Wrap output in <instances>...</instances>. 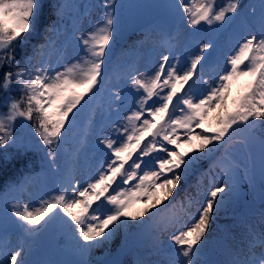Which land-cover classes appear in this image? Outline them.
<instances>
[{
  "label": "snow or ice",
  "instance_id": "1",
  "mask_svg": "<svg viewBox=\"0 0 264 264\" xmlns=\"http://www.w3.org/2000/svg\"><path fill=\"white\" fill-rule=\"evenodd\" d=\"M45 7L41 0H0V93L6 109L0 111V149L15 146L19 153L26 152L28 145H18L13 130L19 119H35L36 147H42L49 166L55 167L57 150L83 107L81 101L87 104L105 84V58L118 37L116 13L121 6L117 0H102L96 6L101 19L88 32L74 37L83 51L75 62L63 70L43 63L33 70L31 57L21 66L16 49L35 28L47 23ZM174 7L190 29L222 28L242 21L247 34L225 55L223 66L213 65L211 73L204 69L216 46L212 40H204L183 66L175 56L163 55L151 73L132 75L135 102L131 114L98 139L101 150L108 153L105 165L84 186L70 182L68 188L41 200L37 207L13 204L10 213L26 232H39L41 222L47 224L63 213L84 255L109 241L129 220L138 221L145 213L152 219L169 207H178L182 215L174 214L167 222L175 229L170 236L175 255L168 264H201L210 222L235 185L212 186L203 203L196 199L198 193L186 195L187 205L177 202L174 193L200 160L222 147L227 155L238 132L248 134L242 140L245 144L249 137L259 140L264 159V0L258 19L256 8L245 9L241 0H176ZM63 8L55 5L57 16ZM47 30H56L55 23L48 24ZM241 77L248 80L233 95L231 88ZM13 91L21 95L12 97ZM110 95L113 102L122 100L119 91ZM146 134L151 139L146 141ZM185 144L195 154L183 151ZM141 201L145 207L133 211L134 203ZM21 257L22 248L10 253L0 250V264H22ZM79 264L90 262L82 259ZM230 264H264V228L250 233L247 250Z\"/></svg>",
  "mask_w": 264,
  "mask_h": 264
},
{
  "label": "rangeland",
  "instance_id": "2",
  "mask_svg": "<svg viewBox=\"0 0 264 264\" xmlns=\"http://www.w3.org/2000/svg\"><path fill=\"white\" fill-rule=\"evenodd\" d=\"M167 8L162 14V17L152 25L146 27L133 38L128 40H122L117 37L114 44L111 45V52L107 56V66L111 72L110 79L105 82L104 86L100 89V92L91 100H88L87 107L83 110V114L79 112L75 124L87 119L84 132L79 137L82 140V146L80 151L74 156L72 170L66 174L71 183L79 182L81 186H84L91 178H94L96 174L101 170V166L105 165L108 159V153L106 150H101L98 145V139L103 138V135L108 132L116 123H123L126 115H130V109L135 102L133 90L130 86V78L132 75H136L139 72L151 73L155 68L159 66L163 54L167 50L168 44L164 41L163 34L165 27L171 25L175 29V39L179 42V52L176 58L179 59L180 65L183 66L185 61L191 58V53L196 51L198 44L201 41L208 40L210 37H216L219 33L220 26H213L211 28L203 26L199 28V32L195 33L197 29H190L186 26L185 21L181 13L174 7L176 0H166ZM241 3L245 9L250 11L249 6H254L257 11V17L259 15L261 0H243ZM223 3L224 0H219ZM41 3L46 7L43 10V19L47 23L42 26H38L33 32H40L44 43L50 44V54L42 58V63L45 67L51 65L54 69L63 70L68 64L75 62V60L83 55L82 45L74 38L79 36L81 32H88L92 29L96 23L101 19V12L97 5L102 3V0H72L69 9L61 16H57L53 11V7L48 4L47 0H41ZM85 5H90L88 13L83 11ZM55 23L56 35L52 31L47 30V25ZM45 33H52L55 38L52 40ZM247 34L246 25L242 21H237L233 24L232 30H228L221 35L220 44L217 46L215 52L211 53L212 60L206 65L204 71L211 73L213 65L217 67L223 66L225 55H230L239 42H242V36ZM192 43L193 48L187 49L185 44ZM36 59L32 65H37ZM40 65V64H39ZM208 76L205 75V79ZM247 79V77H246ZM243 85L242 80L234 83L231 92L233 95L237 94L238 89ZM119 91L122 96V100L119 102H113L110 93ZM86 99H88L86 97ZM79 108V106H78ZM76 110H74L75 112ZM72 114H70L71 116ZM200 129H196V132H200ZM248 136L245 132H238L233 141V147L228 152L235 153L236 148L243 147L242 140ZM183 132H181V139H183ZM256 139L248 138V144L254 143ZM184 151L190 154L192 147L188 144L184 145ZM221 156L220 160L216 162L212 161L210 156L199 161L194 170H199V174L195 177V185L185 193V197L188 194H194L198 190L201 183L210 182L214 185H222L224 183L230 184L231 179L240 178L243 179L242 161L234 163L228 159L225 155L224 148H220L216 151ZM243 155L240 156L243 162L249 164L251 159L249 155L243 150ZM153 155L162 156L163 153H154ZM148 159V158H146ZM48 161V160H47ZM237 164V165H236ZM150 167V166H149ZM233 170L237 171V175L233 176ZM193 172V171H192ZM228 173L227 175L225 173ZM192 174V173H191ZM189 174V175H191ZM183 181V180H182ZM181 181V183H182ZM60 183L56 185L54 189L48 184V186H42L40 179L26 183L24 186H20L17 192L11 194L0 195V223L13 204L29 205L32 207L39 206L41 200L49 199L51 196L58 194V187ZM262 184L264 179L258 178L257 183L248 186L247 183L240 181L235 185L234 190L231 193H227L225 202L216 213L221 225H217L213 234L206 236L208 241L205 245V249L212 251L213 255L216 254L214 261L209 258L211 264H230V260L226 259L228 252H233L234 256H238L242 251L240 250V243L248 242L250 233L253 231L259 232L264 228V219L260 220L258 213L264 210V192H262ZM211 188V187H209ZM208 188V189H209ZM111 191V190H110ZM229 201H233L230 203ZM179 202V201H177ZM95 207V205H94ZM145 204L141 202L134 203L132 210L137 211L143 209ZM162 207V206H161ZM108 208H102L101 212H106ZM173 213L178 214L177 208H172ZM195 213V206L192 208ZM172 217L168 211L162 215L161 218L168 221ZM149 218V213L138 221H128L127 226H123L118 230L113 237L104 243V247L98 246L93 248L89 253L84 254L85 259L98 263L101 256L110 254L120 247L124 239L129 235L130 229L139 225L141 222ZM187 217H185L186 219ZM162 219V220H163ZM54 218L47 224L41 222L39 232L34 234L30 233V236L22 240L19 234V230L23 229L17 218H15V224L11 231L7 234L6 240L0 238V250L3 252H12L20 250L22 248V264H54L49 259L47 253L39 245V241H35L37 235L46 227H53ZM58 217H56V222ZM256 225L254 226V223ZM164 223H156L155 233H158L157 244L153 246L150 254L146 253L148 248L140 247L145 261L144 264H168V261L175 255V246L170 240L171 233L175 231L174 228ZM170 228H166L165 225ZM250 224H252L250 226ZM250 226V228H249ZM61 243L65 247L67 242L62 240ZM208 251V253H209ZM224 251L227 255H224ZM260 251L259 248L256 249ZM201 261H206L201 259ZM203 262H201L203 264ZM131 259L128 258L125 264H130ZM60 264V263H58Z\"/></svg>",
  "mask_w": 264,
  "mask_h": 264
},
{
  "label": "water",
  "instance_id": "3",
  "mask_svg": "<svg viewBox=\"0 0 264 264\" xmlns=\"http://www.w3.org/2000/svg\"><path fill=\"white\" fill-rule=\"evenodd\" d=\"M118 4L121 6L119 10L122 24L125 25L123 36L129 37L159 15L163 9L164 0H118ZM150 224L151 221H148L140 226L134 237L121 250L105 257L102 264H119L129 249L143 240ZM45 246L62 260H72L74 258L73 255L62 254L57 244L48 243Z\"/></svg>",
  "mask_w": 264,
  "mask_h": 264
},
{
  "label": "trees",
  "instance_id": "4",
  "mask_svg": "<svg viewBox=\"0 0 264 264\" xmlns=\"http://www.w3.org/2000/svg\"><path fill=\"white\" fill-rule=\"evenodd\" d=\"M30 50H31V42L20 43L18 45L16 49V55H17V59L21 61V66L24 65L25 58L29 57ZM0 74H2V71H0ZM13 92L16 98H18L21 95L20 92H17V91H13ZM33 121H34L33 126L35 127L36 121L35 119H33ZM12 164L19 166V161L17 159V156H14L12 159H8L5 157L4 149H0V190L6 188L7 185L9 184L7 177L10 175L11 173L10 171L13 170L14 168V166L11 167ZM68 230H69V233L73 236L72 229L69 226H68Z\"/></svg>",
  "mask_w": 264,
  "mask_h": 264
},
{
  "label": "bare ground",
  "instance_id": "5",
  "mask_svg": "<svg viewBox=\"0 0 264 264\" xmlns=\"http://www.w3.org/2000/svg\"><path fill=\"white\" fill-rule=\"evenodd\" d=\"M210 185V183H208V181L206 183H203L199 186V189L197 190V192L195 194L198 193V195H196V199L200 201V203H203L204 201V195L206 193V191L208 190V186ZM181 202V201H180ZM182 202L185 203V205H187V201H184L182 200ZM178 208V207H177ZM179 209V208H178ZM180 210V209H179ZM219 218L218 217H214L213 220L210 222V225H209V232H208V235H211L213 234L214 230H215V227H217V225H219ZM120 230V229H119ZM118 233V232H117ZM109 242V241H108ZM106 243V242H104ZM104 243H102L100 246L101 247H104ZM240 250L242 252H245L247 250V243L246 242H241L240 243Z\"/></svg>",
  "mask_w": 264,
  "mask_h": 264
}]
</instances>
